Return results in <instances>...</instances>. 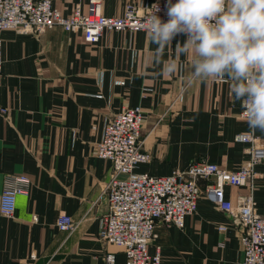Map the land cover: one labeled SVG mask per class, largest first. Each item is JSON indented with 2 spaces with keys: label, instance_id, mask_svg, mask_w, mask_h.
Instances as JSON below:
<instances>
[{
  "label": "crops",
  "instance_id": "0c3cea01",
  "mask_svg": "<svg viewBox=\"0 0 264 264\" xmlns=\"http://www.w3.org/2000/svg\"><path fill=\"white\" fill-rule=\"evenodd\" d=\"M89 1L53 0L64 16L78 6L87 11ZM151 2L102 0V14L121 16L129 4L144 11ZM1 39L0 105L8 114L0 116V194L7 175H26L33 186L18 196L15 218L0 215V264H107L108 255L125 261L121 249L100 239L108 212L101 194L113 168L95 154L105 124L125 109L144 113L150 160L138 173L167 177L199 161L235 171L248 157V144L235 140L252 131L241 102L227 79H190V58L176 49L185 35L162 51L146 32L106 31L98 44L60 27L40 36L7 30ZM254 133L264 142V132ZM257 172L254 198L264 217V164ZM206 185L199 181L202 192ZM245 192L225 187L229 200ZM61 214L79 222L71 236L57 228ZM232 221L202 195L183 228L158 224L149 252L159 251L162 264H242Z\"/></svg>",
  "mask_w": 264,
  "mask_h": 264
},
{
  "label": "built area",
  "instance_id": "2783aa9c",
  "mask_svg": "<svg viewBox=\"0 0 264 264\" xmlns=\"http://www.w3.org/2000/svg\"><path fill=\"white\" fill-rule=\"evenodd\" d=\"M167 4L168 0H152L144 11L129 4L123 15L106 17L102 14V0H90L87 11L78 6L69 16H64L53 0H0V76L4 31L40 36L60 27L67 32H81L87 43L98 44L106 31L149 33L148 24L153 15L167 22ZM7 114V108L0 105V116ZM241 117L246 120L243 108ZM143 124L140 107L125 109L105 124L102 139L96 146V156L110 161L113 168L112 178L101 194L107 199L108 212L101 220L100 239L125 255L124 262L108 255L106 263L162 264L159 251L154 255L149 252L158 224L183 228L186 218L197 213L198 200L204 195L214 206L229 213L233 227L240 230L242 264H264V217L258 214L254 198L257 167L264 164V142L253 131L238 134L236 142L248 144L245 149L248 157L235 171L199 161L170 176L154 177L136 171L140 164L150 160L144 148ZM200 180L207 181L204 192L199 187ZM32 186L26 175H7L0 194V215L15 218L18 196H29ZM226 186L244 188L246 192L235 201L229 200ZM78 227L79 222L72 217L59 216V231L71 236ZM219 230L226 233L229 227L221 226Z\"/></svg>",
  "mask_w": 264,
  "mask_h": 264
},
{
  "label": "clouds",
  "instance_id": "9594fccd",
  "mask_svg": "<svg viewBox=\"0 0 264 264\" xmlns=\"http://www.w3.org/2000/svg\"><path fill=\"white\" fill-rule=\"evenodd\" d=\"M167 16L148 24L158 51L184 34L176 49L190 58V79H227L250 129L264 132V0H168Z\"/></svg>",
  "mask_w": 264,
  "mask_h": 264
}]
</instances>
